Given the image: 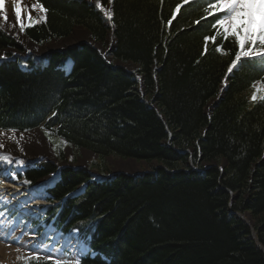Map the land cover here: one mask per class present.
<instances>
[{"label":"trees","instance_id":"1","mask_svg":"<svg viewBox=\"0 0 264 264\" xmlns=\"http://www.w3.org/2000/svg\"><path fill=\"white\" fill-rule=\"evenodd\" d=\"M97 1L112 6L114 59L131 62L134 72L88 43L54 51L31 72L0 62V128L40 127L98 156L91 168H61L49 190L60 201L52 214L66 229L97 224L92 245L106 258L82 264H264L256 244L264 248V101L251 100L264 65L242 59L229 74L237 51L231 39L223 52L211 42L204 51L212 34L201 19L204 0L177 14L183 0ZM38 2L46 20L25 30L35 43L67 38L77 26L105 41L108 27L88 0ZM8 49L21 46L0 29V53ZM67 57L68 72L61 68ZM110 155L158 167L94 180V169L107 173ZM189 158L197 168L186 165ZM58 170L45 161L26 176L37 182ZM246 212L254 232L238 215Z\"/></svg>","mask_w":264,"mask_h":264},{"label":"rangeland","instance_id":"2","mask_svg":"<svg viewBox=\"0 0 264 264\" xmlns=\"http://www.w3.org/2000/svg\"><path fill=\"white\" fill-rule=\"evenodd\" d=\"M92 4L96 6L97 9L102 11L103 16H104V21L105 25L108 27V34L105 39V41H95L92 39L90 32L85 29L82 26H77L73 33L63 39H55L52 40L51 42H46L43 45H38L31 41L29 37H27L24 33L23 30L20 29L19 24L16 20L15 17V7L17 0H3L4 7L3 9H0V28H2L5 32L10 34L12 37H14L17 42L22 46L23 50L22 51H17L15 49H8L5 52L0 53V56H5L8 53L10 55L13 54H19L22 57L32 55L33 57L36 58L38 61V58L41 56L50 53L54 50H60V49H68L72 46L81 44V43H88L95 47L102 55L103 57L109 62V63H114L118 65L124 66L126 69L134 72L136 70V67L134 64L131 62L127 63H121L119 61H116L112 55V51L115 47L116 44V38L114 36V25L111 20H109L105 16V10H111V6H106V7H100L98 5H101L97 0H88ZM20 6H21V16L22 20L25 23L27 20V17L29 13L31 14L33 18V22H35L37 19H39V16L42 15V13H39V10H32L31 6L37 4L34 0H19ZM7 15V20L5 21L3 17ZM37 15V16H36ZM34 16V17H33ZM239 65V64H238ZM239 66H237L238 68ZM235 68V69H237ZM137 77L140 79L139 83V91L142 95L145 94L144 91V85L143 82L141 81L140 75L136 74ZM259 86V83L256 84ZM226 88V85H224L221 89V96L223 95V92ZM217 99H214L209 106L207 107V111L211 112V109L214 107V103L216 102ZM3 132L4 135L0 136V142L3 143V148L0 149V153L3 152L5 154H10L12 155L15 160L17 159H23L25 167L23 168L25 170L26 167H31L35 168L36 165L43 163L45 161H51L54 162L58 167H66V166H78V167H83V168H88L94 164L97 163L98 156L92 152L89 149L85 148H76L73 145H70L68 143L65 144V141L60 139L59 137L52 135L42 129H33L29 130L27 132H15V139L12 138V132L11 131H1ZM23 134V139L19 140V145L15 142L16 139H19V137ZM22 147L23 151H20V148ZM62 154V156L60 155ZM190 155L192 156V151H190ZM106 166H107V173L103 175L100 173L98 170L94 169L95 171H92V174L95 175L94 177L99 178L98 176H103L101 179H108V178H113L115 175H119L121 173L123 174H128V175H139L143 173H148L152 172L156 167H158L157 161L153 162H147V161H138L136 159L128 158V159H123L114 155L108 156L106 159ZM226 163V162H225ZM216 163H206L205 167H210L212 165H215ZM223 165V163H221ZM187 166L191 168H197L198 166L193 163L192 159L189 158L187 161ZM225 165V164H224ZM222 168V166H220ZM20 171V174L22 175L25 173V171ZM51 176V175H50ZM48 176L44 179L49 183L47 187L51 186L54 182L53 176ZM56 179V178H55ZM20 181L25 182L24 178H22ZM55 181V180H54ZM44 182V181H41ZM51 182V183H50ZM3 180L0 181V185H2ZM28 184V183H26ZM43 186H46V185ZM31 185V184H30ZM35 186V185H32ZM40 189V188H39ZM33 192L31 196H27L26 200L25 198L17 204V206H13L12 210L14 211L16 208H22L25 206V208H28V214H32L35 212H40L39 210L42 209L41 207L34 208V206H30L29 203H32L33 200L39 199L41 202L45 201L46 194L45 192H41L40 194H37L38 189H32L30 192ZM36 194L41 197H36ZM0 197H3L0 195ZM5 198V199H4ZM4 201H6L7 197H4ZM234 198V196H233ZM14 199V198H13ZM7 204L10 206L13 205L15 202L12 201L10 198L7 199ZM42 202V203H43ZM41 203V204H42ZM40 204V205H41ZM30 206V207H29ZM36 209V210H35ZM9 213V216L7 217L8 220L14 221V228L15 231L18 230H24L28 232V234H25V240L30 243L32 240V235L29 232V229H36V226L32 223H29L28 221H23L27 220L28 217L23 214L21 217L17 216L13 218ZM41 213V212H40ZM242 219L247 223V225L251 228L252 232H254V225H255V220L253 217L250 215V213H240L238 214ZM41 216V215H40ZM25 218V219H24ZM46 225L42 227V230L40 233H43L46 231ZM2 232H0L1 235ZM37 233V237H39V234ZM12 237L14 236V233L11 235ZM11 237V238H12ZM17 239V237L13 238L12 240ZM22 241L20 245L16 243H6L5 241L0 240L1 242L4 243V246L7 247L6 250H3L8 258L6 260L1 261L0 257V264H20L24 259L23 257H28L30 255H33L29 252V247L30 245L26 241ZM258 245V243L256 242ZM258 246L261 247L259 244ZM262 251H264V248H261ZM40 258H45L44 256H41Z\"/></svg>","mask_w":264,"mask_h":264},{"label":"snow or ice","instance_id":"3","mask_svg":"<svg viewBox=\"0 0 264 264\" xmlns=\"http://www.w3.org/2000/svg\"><path fill=\"white\" fill-rule=\"evenodd\" d=\"M109 2L111 3L112 0H109ZM199 2L200 0H193L194 4ZM183 3H188V0H183ZM98 6L102 7V5ZM3 7V0H0V9H3ZM31 9H38L39 13L43 15H40L39 19L33 22V18L29 13L27 17L28 27H34L41 20H46L47 9L43 7V4L32 5ZM179 10L180 5L176 8L177 12ZM105 16L111 20V11L105 10ZM15 17L20 29L26 30L21 16L19 0H17L15 7ZM209 17L213 19L209 20ZM3 19L7 20L6 14ZM172 19H175V17L173 16ZM201 19L206 20L207 26L212 30L211 35L204 37L205 52H207L209 42L216 45V50L221 52L224 51L222 45L230 39L237 46L234 59L227 69L229 74L237 68L242 58L245 63L258 61L264 65V0H204V15ZM195 23L199 24L200 20H196ZM169 24H171V20H169ZM6 58V56H0V59ZM253 87L255 91L251 96V100L256 101L259 98L264 101V80L259 82V86L254 84ZM258 94H260L259 97ZM11 132L12 138L15 139L16 130L12 129ZM2 135L4 133L0 132V136ZM22 139L23 134L15 142L19 145V140ZM3 146V143L0 142V149ZM20 151H23L22 147ZM24 163L23 159L13 160L10 154L0 153V175H6L8 179L17 180L16 172L23 171ZM5 165L10 167H5ZM25 183L29 182L25 181ZM6 204L7 202L4 201L3 197H0V232L3 233V235H0V239L9 244L13 242L19 244V238L11 239L15 228L13 226L14 221L7 219L9 213L5 210ZM39 211L44 213L47 209H40ZM40 227H44V225L38 226L36 229H29L32 235L29 252L33 255L23 257L25 264H31L32 261H35V264H40L41 256L46 258L44 264H80L81 259L91 252L88 241L81 237L75 229L64 234L54 224H49L46 231L40 233ZM37 233H40L38 238Z\"/></svg>","mask_w":264,"mask_h":264},{"label":"bare ground","instance_id":"4","mask_svg":"<svg viewBox=\"0 0 264 264\" xmlns=\"http://www.w3.org/2000/svg\"><path fill=\"white\" fill-rule=\"evenodd\" d=\"M3 154H5V153H3ZM11 157L13 158V160H15V158L12 155H11ZM5 167H10V166L5 165ZM0 180H3L2 185H0V195L3 197H7V199L10 198L11 200L14 198L12 201H14L15 204L21 202L24 198L26 200V197L28 195L31 196L34 191H32L30 193H28V192L31 191L32 189H38L37 194H40L41 188H43V185L45 184V182H41L38 185L32 186V185L26 184L25 182H22V181L20 182L18 180L8 179L6 177V175H0ZM37 194H36V197H41V196H38ZM41 203L42 202L39 199H35V200H33L32 203H29V205L31 207L32 206L35 207L37 205H40ZM0 240H2V239H0ZM2 241H4V240H2ZM6 249H7V247H5L4 243L0 241L1 261L6 260L8 258L7 254L3 251Z\"/></svg>","mask_w":264,"mask_h":264}]
</instances>
